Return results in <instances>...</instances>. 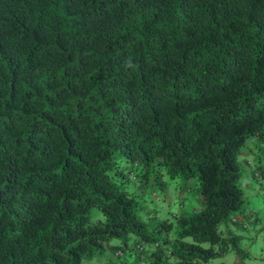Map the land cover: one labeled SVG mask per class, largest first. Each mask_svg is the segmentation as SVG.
<instances>
[{
    "label": "trees",
    "instance_id": "16d2710c",
    "mask_svg": "<svg viewBox=\"0 0 264 264\" xmlns=\"http://www.w3.org/2000/svg\"><path fill=\"white\" fill-rule=\"evenodd\" d=\"M249 140H264V0H0V264L239 252ZM155 164L195 179L201 204L149 228L127 182L142 192Z\"/></svg>",
    "mask_w": 264,
    "mask_h": 264
},
{
    "label": "rangeland",
    "instance_id": "374dc122",
    "mask_svg": "<svg viewBox=\"0 0 264 264\" xmlns=\"http://www.w3.org/2000/svg\"><path fill=\"white\" fill-rule=\"evenodd\" d=\"M246 146L247 143L242 147V153L237 156L241 175L236 182L244 191L247 206L243 212L234 215L239 223L235 224L230 220L227 222V228L241 237L238 243L240 251L236 252L229 248L220 257L206 264H264V178L254 179L250 174L255 165L260 164L264 168V140L253 142L254 148L250 151H244L247 149ZM150 171L148 185L142 192L135 188L137 179L127 182L128 189L135 191L134 197L138 202L137 216L149 228L160 220L174 221V214L192 211L201 204V195L194 183L195 179L182 180L175 177L170 180L157 164ZM90 211L95 218L102 219L96 207H91ZM219 227L224 229L225 226L220 224ZM173 230L166 233L160 231V233L166 234L171 239ZM184 240L190 239L186 237ZM117 242V239L109 241L110 244ZM201 246L205 247L207 244L202 243ZM148 247L150 246L146 245V248ZM103 255L99 261L93 258L81 264L102 263L105 257L112 256L108 248L104 249ZM166 260L172 263V258Z\"/></svg>",
    "mask_w": 264,
    "mask_h": 264
},
{
    "label": "clouds",
    "instance_id": "9594fccd",
    "mask_svg": "<svg viewBox=\"0 0 264 264\" xmlns=\"http://www.w3.org/2000/svg\"><path fill=\"white\" fill-rule=\"evenodd\" d=\"M244 151H247V149L246 150H244ZM139 250H141L142 249V247L141 246H138L137 247ZM117 254H119V253H117Z\"/></svg>",
    "mask_w": 264,
    "mask_h": 264
}]
</instances>
